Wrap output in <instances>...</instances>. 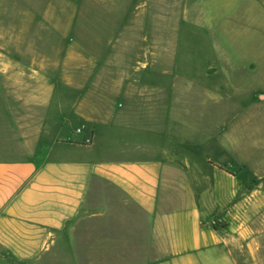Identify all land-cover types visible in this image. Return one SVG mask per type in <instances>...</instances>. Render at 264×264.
Wrapping results in <instances>:
<instances>
[{"label": "crops", "instance_id": "1", "mask_svg": "<svg viewBox=\"0 0 264 264\" xmlns=\"http://www.w3.org/2000/svg\"><path fill=\"white\" fill-rule=\"evenodd\" d=\"M152 53L153 59L131 63L101 61L97 79L68 84L75 101L72 115L58 118L55 127L63 139L42 143V157L35 146L39 139L31 142L34 148L26 149L22 138L13 135L16 128L0 126V264L256 263V258H231V227L214 230L201 223L216 216L227 219L234 210L245 209L244 182H238L242 168L234 161L228 166L213 163L216 156L198 148V130L191 127L189 113L193 94H199L202 103L215 99L208 91L213 81L209 77L227 70L208 63L185 67L175 57V63L167 64L158 49ZM90 95L105 102L83 112ZM255 95L254 102L261 97ZM39 115L41 120L43 114ZM199 118L201 123L208 121L206 114ZM227 124L212 131L213 139L224 141L231 127ZM76 125L82 126L81 133H75ZM44 128L38 126L36 136L45 134ZM202 129L208 132L203 125ZM195 160L211 167L216 180L198 201L178 184L179 174L188 175ZM229 180L235 185L231 193L224 187ZM98 181L115 187L147 216L138 254L133 253L132 235L121 236L124 246L118 243L117 232L131 230L128 226L96 228L103 234L94 237L92 252L80 244L76 220ZM209 205L215 211L207 213Z\"/></svg>", "mask_w": 264, "mask_h": 264}, {"label": "rangeland", "instance_id": "2", "mask_svg": "<svg viewBox=\"0 0 264 264\" xmlns=\"http://www.w3.org/2000/svg\"><path fill=\"white\" fill-rule=\"evenodd\" d=\"M261 3L0 0V113L4 117L0 126L16 128V134L6 130L22 138L26 149L34 148L31 142L39 139L35 146L42 157V143L63 139L55 124L61 115H72L70 108L75 101L69 96L70 86L78 80L97 79L101 61L153 59L152 51L158 49L167 64L176 61L185 67L193 63L224 67L226 73L209 77L213 81L208 91L215 99L202 103L197 93L189 99L191 127L198 130V148L216 156L213 163L228 166L234 161L242 168L238 182H244L245 209L234 210L227 219L216 216L201 223L214 230L231 227L235 238L231 258H256L253 264H264V0ZM185 15L187 20L181 24ZM101 75L106 77V72ZM253 93L256 98L261 94L260 99L254 102ZM103 102L90 95L82 110L91 111L90 105ZM202 113L208 118L205 123L199 118ZM39 114H43L41 120ZM227 123L231 127L224 141L213 139L212 131ZM202 125L208 132L202 133ZM38 126L45 127L42 136H36ZM78 128L83 131L76 125V134ZM210 168L195 160L188 175L179 174L178 184L196 201L216 182ZM224 187L231 193L235 185L229 180ZM209 211L215 209L209 205ZM107 224L131 227L129 231L119 229L118 243L124 246L121 236L132 235L133 253L138 254L147 233V216L112 185L94 182L75 224L80 244L92 252L94 237L103 234L95 229Z\"/></svg>", "mask_w": 264, "mask_h": 264}, {"label": "built area", "instance_id": "3", "mask_svg": "<svg viewBox=\"0 0 264 264\" xmlns=\"http://www.w3.org/2000/svg\"><path fill=\"white\" fill-rule=\"evenodd\" d=\"M76 131H77L78 133H81V132H82V130H81L80 128H78Z\"/></svg>", "mask_w": 264, "mask_h": 264}]
</instances>
